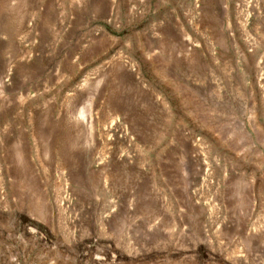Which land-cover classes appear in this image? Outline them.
<instances>
[{
    "label": "rangeland",
    "instance_id": "1",
    "mask_svg": "<svg viewBox=\"0 0 264 264\" xmlns=\"http://www.w3.org/2000/svg\"><path fill=\"white\" fill-rule=\"evenodd\" d=\"M0 264H264V0H0Z\"/></svg>",
    "mask_w": 264,
    "mask_h": 264
}]
</instances>
